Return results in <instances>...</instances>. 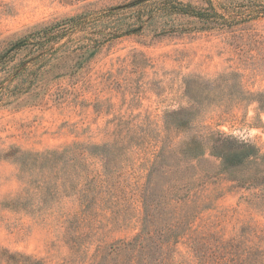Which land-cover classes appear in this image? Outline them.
<instances>
[{"label": "rangeland", "instance_id": "374dc122", "mask_svg": "<svg viewBox=\"0 0 264 264\" xmlns=\"http://www.w3.org/2000/svg\"><path fill=\"white\" fill-rule=\"evenodd\" d=\"M0 54V264H264V0H0Z\"/></svg>", "mask_w": 264, "mask_h": 264}, {"label": "trees", "instance_id": "16d2710c", "mask_svg": "<svg viewBox=\"0 0 264 264\" xmlns=\"http://www.w3.org/2000/svg\"><path fill=\"white\" fill-rule=\"evenodd\" d=\"M24 46L23 41H17L15 42L9 50L10 51H15L19 50ZM8 54V53H7ZM6 54L2 55L0 54V65H2L6 59L5 57ZM148 217V214H147ZM165 228V227H164ZM161 229V231L164 230ZM146 232L142 234H139L135 237L134 240L131 242H123L119 246L113 248V251L117 252H126V254H129L132 258L131 264H136V261L139 262V264H148V254L144 253V248H146ZM138 255H140L138 257ZM144 256V257H143ZM147 256V257H146Z\"/></svg>", "mask_w": 264, "mask_h": 264}]
</instances>
